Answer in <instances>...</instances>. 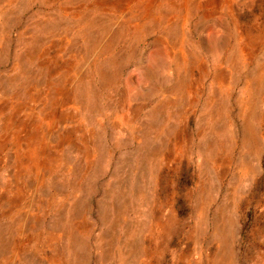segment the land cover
<instances>
[{
	"label": "rangeland",
	"instance_id": "374dc122",
	"mask_svg": "<svg viewBox=\"0 0 264 264\" xmlns=\"http://www.w3.org/2000/svg\"><path fill=\"white\" fill-rule=\"evenodd\" d=\"M0 264H264V0H0Z\"/></svg>",
	"mask_w": 264,
	"mask_h": 264
}]
</instances>
